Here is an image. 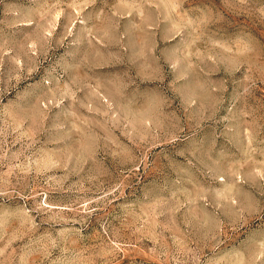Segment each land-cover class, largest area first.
<instances>
[{
	"label": "rangeland",
	"instance_id": "374dc122",
	"mask_svg": "<svg viewBox=\"0 0 264 264\" xmlns=\"http://www.w3.org/2000/svg\"><path fill=\"white\" fill-rule=\"evenodd\" d=\"M0 264H264V0H0Z\"/></svg>",
	"mask_w": 264,
	"mask_h": 264
}]
</instances>
